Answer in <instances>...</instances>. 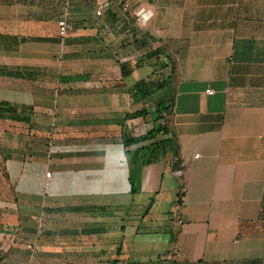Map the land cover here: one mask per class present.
I'll return each instance as SVG.
<instances>
[{
  "label": "crops",
  "instance_id": "obj_1",
  "mask_svg": "<svg viewBox=\"0 0 264 264\" xmlns=\"http://www.w3.org/2000/svg\"><path fill=\"white\" fill-rule=\"evenodd\" d=\"M104 1L0 0V264H264V0Z\"/></svg>",
  "mask_w": 264,
  "mask_h": 264
},
{
  "label": "trees",
  "instance_id": "obj_2",
  "mask_svg": "<svg viewBox=\"0 0 264 264\" xmlns=\"http://www.w3.org/2000/svg\"><path fill=\"white\" fill-rule=\"evenodd\" d=\"M169 66V64H163L161 67L163 68H167ZM122 70L125 73V67L122 66ZM158 108H162L159 109L160 112V118H164L166 121V117L162 116L163 115V111L165 110V112L169 111L170 106H163V104H160L158 106ZM164 108V109H163ZM9 108H0V111H11L8 110ZM13 111H16L15 109H13ZM169 133V128L167 127L166 124H161L156 130H151L148 132V134H146L145 136H141L138 138H129L126 139V144L130 145V144H142L144 142H146L149 139H155V141L150 142L147 145H142L139 147L138 149V156L135 160V162L139 165V166H143V165H148L150 164L152 161L157 160L158 158H160V156L163 153H166V149L163 150L162 147H169V145L171 144L170 142H172L171 138H163L160 140H157V137L159 135H165Z\"/></svg>",
  "mask_w": 264,
  "mask_h": 264
},
{
  "label": "rangeland",
  "instance_id": "obj_3",
  "mask_svg": "<svg viewBox=\"0 0 264 264\" xmlns=\"http://www.w3.org/2000/svg\"><path fill=\"white\" fill-rule=\"evenodd\" d=\"M163 77V76H162ZM162 77H159L161 79ZM164 93L167 94L165 91ZM169 98L167 97V100L165 101V104L169 103ZM2 130L0 129V202L3 203V201H6L8 198H11L13 196V187L8 183L5 166H4V159L2 157ZM10 234H13L11 238L15 240L14 244H18L20 242V238L17 231H8ZM9 233H6V235H9ZM11 247L14 246L10 244ZM10 248V246H9ZM27 248L30 251H38L40 249V245L35 244L34 242L27 244ZM19 261V260H18ZM21 261V260H20ZM22 262V261H21ZM18 264V263H16ZM20 264V263H19Z\"/></svg>",
  "mask_w": 264,
  "mask_h": 264
},
{
  "label": "built area",
  "instance_id": "obj_4",
  "mask_svg": "<svg viewBox=\"0 0 264 264\" xmlns=\"http://www.w3.org/2000/svg\"><path fill=\"white\" fill-rule=\"evenodd\" d=\"M112 1L119 2V4L122 6L124 10L133 11L134 17L136 18L137 21L139 19V17L137 16V13L141 9H145V8L133 9L131 3L127 0H106L100 3V6L97 10V14L101 15L103 13V8L110 5ZM145 10H148V9H145ZM58 27H59L58 33L61 38H65L69 35V32L71 30V24L68 20L67 11L62 16H60L58 20ZM208 93H212V90H208ZM196 156H199V154H197ZM50 175H51V172H48L47 176H50Z\"/></svg>",
  "mask_w": 264,
  "mask_h": 264
},
{
  "label": "clouds",
  "instance_id": "obj_5",
  "mask_svg": "<svg viewBox=\"0 0 264 264\" xmlns=\"http://www.w3.org/2000/svg\"><path fill=\"white\" fill-rule=\"evenodd\" d=\"M137 16L139 17L137 23L141 26H146L149 22V20L154 16V12L151 9L145 10L141 9Z\"/></svg>",
  "mask_w": 264,
  "mask_h": 264
}]
</instances>
